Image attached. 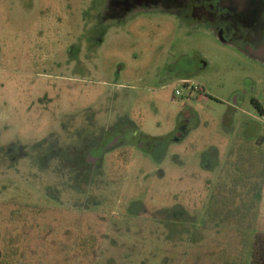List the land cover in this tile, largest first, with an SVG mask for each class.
Instances as JSON below:
<instances>
[{"label": "rangeland", "instance_id": "374dc122", "mask_svg": "<svg viewBox=\"0 0 264 264\" xmlns=\"http://www.w3.org/2000/svg\"><path fill=\"white\" fill-rule=\"evenodd\" d=\"M115 1L0 0V258L14 251L11 264H252L264 234V114L255 105L264 109V65L243 49L249 30L227 22L233 32L222 40L170 3L123 13L110 8ZM243 12L250 26L261 22L248 3ZM184 74L194 90L178 79ZM237 92L246 93L241 110L224 119ZM187 114L182 141L168 140ZM247 123L259 125L257 134ZM124 126L146 147L125 150L123 173L112 168L125 162L122 149L107 153L88 197L70 190L74 170L60 171L61 159L49 166L19 157V144L38 146L54 133L68 157L61 162L84 174L82 151ZM61 176L62 208L21 201L5 213L14 194L45 204L44 190ZM129 204L136 219L127 221Z\"/></svg>", "mask_w": 264, "mask_h": 264}, {"label": "flooded vegetation", "instance_id": "af4514ba", "mask_svg": "<svg viewBox=\"0 0 264 264\" xmlns=\"http://www.w3.org/2000/svg\"><path fill=\"white\" fill-rule=\"evenodd\" d=\"M160 2H167V3L172 4L173 6H176V8L180 9L181 11L180 13L183 15L182 18L192 19L194 20L193 21L194 24L202 23V24L208 25L210 28H212L213 32L217 36L218 35L221 36L222 40L223 39L228 40L229 36L231 35L229 31L233 32L231 29H229L227 22H230V25L233 30H239L240 27H238V22H240V20L243 21L244 23L242 27H245L249 30V32L246 33L247 35H246V40H244L243 49L249 55V57H255L256 59H258L257 61H259L260 63L264 65V0H118V1L111 3L110 8L111 9L117 8L123 11V13H126V12H130L131 8H143V7H146L147 5H150V4L155 5ZM246 2L248 3V6L254 7L256 12L258 13V16L260 17V21H261L260 23H258V25L250 26L248 22L251 23V20L248 18L247 19L244 18L243 10L247 4ZM238 4H240V6ZM237 33H240V32L238 31ZM177 66H178V63L176 64V68ZM186 77H187L186 74H184L182 76H179L178 79H180L181 83H184V85H187V88L194 90L193 87L189 86L188 79ZM244 95H246V93H244ZM244 95L241 92H237L234 96H232V98L228 101V103H226L229 106V110H231V112L230 113L227 112V114L224 116V119L226 118L227 119L229 118V120L233 119L234 115H236L241 110L240 98H243ZM255 105L259 108L261 115H263L264 109L262 107H259L257 105V102H255ZM187 118H188V114L186 115V118L184 117L183 120H180L177 122L176 129L174 132H171V134L167 137L168 140L170 141L173 140V142L182 141L184 137L183 130L186 131L187 127L189 126V121ZM245 128L246 130L248 129L250 132H254L255 134H257V131L260 130L259 125L255 123H247L245 124ZM109 134L110 132H106L104 136L102 137L99 136V138H97L95 141L87 145L86 151L85 150L82 151V153H85L87 156L86 165L89 166L85 170L84 174L79 173V171L77 170L78 168H76L77 166L73 167L69 165V164L73 165L74 163H71V162L62 163L61 162L62 160H67L68 157L66 156L67 153L64 152L65 149L61 148L59 144L55 143L56 135L54 133L51 137L48 138V140H46L43 143H39L38 145V146H42L41 150L43 151V154L44 152H46L45 157H42L43 156L42 153L38 154L39 153L38 146H34V147L32 146L30 148L27 147V149H24L23 145L19 144L18 146L20 147H19L18 153H19V157L21 161H27L23 159L28 158V157L29 159L31 157L33 159V158H38L39 156H41L40 162L46 163V164L49 163V166L50 164H52L53 159H61V160H58V165H59L58 169H60V171L67 170L68 168L71 170H74V172H72L69 177V179L72 181L70 190H72V192H74L78 196L81 195V193H83V198H84L86 196L87 197L89 196L88 192L89 190H91L90 186H92L93 185L92 183L95 181V175L100 174L96 171V169L99 170V168L104 167L103 160L107 153L114 152L117 149H122L120 150L121 154L122 152H124L123 157H122V160H123L122 162L124 161L125 162L122 163L119 169H116V165L114 164L112 168H115L114 170L117 173L127 172L126 169L129 168L130 166L129 159H131V154L130 152L125 151V150H127V148L130 146L135 149H143L144 147H146L147 141H148L147 138L144 139L142 137H139V134L136 131H132L131 128H126L125 126L122 128H118L116 131H114V133L112 132V135L109 136ZM255 134H254V137H255ZM244 141L246 140L241 139L239 142L243 144ZM255 141L258 143L259 139H256ZM154 142L156 143V141ZM52 143H54L55 145L52 146ZM11 148L8 152L11 154L14 151L15 153L16 149L12 150L13 148L12 149ZM67 152L69 153V156L72 155L70 154V151H67ZM233 153L234 152H231V154ZM236 171L238 170L236 169ZM82 176L84 177V180H85L84 183L81 182ZM62 180H63V183L61 184L58 183L57 185L53 186V188L51 189L48 188L44 190V196H46L44 203L47 205L40 204L39 202L40 199L38 198L39 195H37V197L35 198L32 195H28V194H26L25 196L20 195V194H14L15 196H12L9 198L8 200L9 203L5 204L7 205L4 208L5 213L6 211H8L6 208L10 207L9 205L10 202L14 203L15 205L17 204L20 205L22 202L26 201L28 202V204H25V206H31V207L41 206L42 208H46V207L49 208L51 207V204L53 203L52 205L54 207H56L57 205V207L62 208L63 205L65 206L66 204L65 200H63V197H62V194L64 192V186H63L64 179L62 178ZM8 183H13V182L6 181L5 184H8ZM85 189L87 190L85 191ZM99 199L101 198L93 197L91 201L94 202V204L96 203L98 204L100 203ZM150 199H152V197ZM110 200L111 202L113 201L112 199ZM78 204H79L78 201H76L74 206H78ZM81 204L83 203L80 202V206H78V208L80 209L82 207ZM129 206L130 204L124 208L123 215H122L123 217H125L124 219H126L127 221L131 220L132 218L136 219V216L130 215ZM127 209H128V213H125V211L127 212ZM144 211L146 210L141 209L140 214L143 213ZM140 214H139L140 218L145 217ZM156 215L157 213H155V217ZM155 217H153V219L152 217H149V218L152 221V223H154L153 226L156 229L158 223ZM155 233L156 232L154 231V236H155V239L157 240L158 237L157 235H155ZM156 249H157V246H156ZM15 257H16V252L13 251V252H10V254L6 256V258H0V261L8 258L5 261L7 264H11L12 261L9 259H14Z\"/></svg>", "mask_w": 264, "mask_h": 264}, {"label": "trees", "instance_id": "16d2710c", "mask_svg": "<svg viewBox=\"0 0 264 264\" xmlns=\"http://www.w3.org/2000/svg\"><path fill=\"white\" fill-rule=\"evenodd\" d=\"M252 264H264V234L256 236L254 246H252L251 254ZM0 264H7L5 260H1Z\"/></svg>", "mask_w": 264, "mask_h": 264}, {"label": "built area", "instance_id": "2783aa9c", "mask_svg": "<svg viewBox=\"0 0 264 264\" xmlns=\"http://www.w3.org/2000/svg\"><path fill=\"white\" fill-rule=\"evenodd\" d=\"M179 95H181L180 92H176V95L175 96H179Z\"/></svg>", "mask_w": 264, "mask_h": 264}]
</instances>
